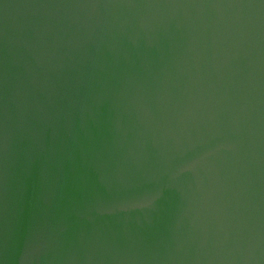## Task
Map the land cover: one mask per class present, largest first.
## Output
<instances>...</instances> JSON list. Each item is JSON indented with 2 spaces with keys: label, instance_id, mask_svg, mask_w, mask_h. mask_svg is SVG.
I'll list each match as a JSON object with an SVG mask.
<instances>
[{
  "label": "water",
  "instance_id": "95a60500",
  "mask_svg": "<svg viewBox=\"0 0 264 264\" xmlns=\"http://www.w3.org/2000/svg\"><path fill=\"white\" fill-rule=\"evenodd\" d=\"M0 264H264V0H0Z\"/></svg>",
  "mask_w": 264,
  "mask_h": 264
}]
</instances>
